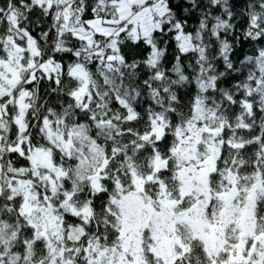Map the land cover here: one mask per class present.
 <instances>
[{
  "label": "snow or ice",
  "instance_id": "snow-or-ice-1",
  "mask_svg": "<svg viewBox=\"0 0 264 264\" xmlns=\"http://www.w3.org/2000/svg\"><path fill=\"white\" fill-rule=\"evenodd\" d=\"M0 264H264V0H0Z\"/></svg>",
  "mask_w": 264,
  "mask_h": 264
}]
</instances>
